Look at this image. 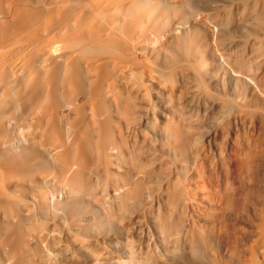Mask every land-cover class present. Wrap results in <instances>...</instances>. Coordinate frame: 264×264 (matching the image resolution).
Masks as SVG:
<instances>
[{"label": "bare ground", "instance_id": "obj_1", "mask_svg": "<svg viewBox=\"0 0 264 264\" xmlns=\"http://www.w3.org/2000/svg\"><path fill=\"white\" fill-rule=\"evenodd\" d=\"M207 1L0 0V264H51L90 205L174 261L258 264L228 215L264 164V0Z\"/></svg>", "mask_w": 264, "mask_h": 264}, {"label": "rangeland", "instance_id": "obj_2", "mask_svg": "<svg viewBox=\"0 0 264 264\" xmlns=\"http://www.w3.org/2000/svg\"><path fill=\"white\" fill-rule=\"evenodd\" d=\"M206 4H212V0H208ZM226 81V78H220L217 90ZM216 140L218 144L222 142L220 135ZM241 182L245 188L250 189V193L246 195V210L237 212V215H228L233 221V239L237 242V254L240 260L247 259L251 248L258 264H264V243H260L256 235L259 216H264V164L254 163L250 174L237 178V183ZM84 209L88 213L85 218L88 221L80 229H72L62 220L54 225V243L47 248L51 255V264H143L141 255L152 257L156 264H219L221 259H227L226 249L218 242H213L211 248L204 249L197 256L188 254L184 261H174L171 251L165 250L166 246L146 220H100L96 212L97 206L90 205ZM47 223L51 227L52 223ZM140 258L142 259L139 260Z\"/></svg>", "mask_w": 264, "mask_h": 264}]
</instances>
